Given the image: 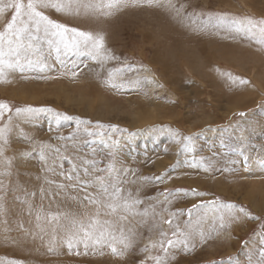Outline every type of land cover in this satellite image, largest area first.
<instances>
[{
    "label": "rangeland",
    "instance_id": "obj_1",
    "mask_svg": "<svg viewBox=\"0 0 264 264\" xmlns=\"http://www.w3.org/2000/svg\"><path fill=\"white\" fill-rule=\"evenodd\" d=\"M174 3L184 6L179 15L147 5L110 16L86 14L83 8L80 15L45 10L56 22L102 35L104 52L114 59L62 55V65L44 44L50 68L11 71L0 83V102L12 109L0 121L4 127L12 117L7 143L0 141V173H9L0 175L6 208L0 214V264H155L149 257L164 252L142 249L160 240L161 230L168 233L165 239L180 238L172 233L177 225L187 231L189 223L197 229L191 241L195 247L168 249L167 264H248L250 255L256 259L264 246V45L205 28L200 20L208 13L261 20L264 0ZM12 14L6 9L0 30ZM190 16L200 19L194 23ZM137 79L142 83L134 85ZM29 107L44 111L16 115V109ZM167 128L179 137L157 131ZM92 163L105 171H95ZM109 165L114 171H107ZM96 176L109 183L118 178L125 192L139 193L144 201L140 211L154 208L156 213L129 217L124 226L135 228L136 238L123 257L107 247L85 250L78 241L70 251L63 227L53 230L50 223L59 214L61 226L72 217L88 225L97 206L84 197L98 189L81 182ZM193 190L205 195H184ZM162 193L172 194L170 203ZM217 200L244 207L256 218L236 213L238 220L220 228L219 214L200 207ZM167 219L171 226L162 222Z\"/></svg>",
    "mask_w": 264,
    "mask_h": 264
},
{
    "label": "snow or ice",
    "instance_id": "obj_2",
    "mask_svg": "<svg viewBox=\"0 0 264 264\" xmlns=\"http://www.w3.org/2000/svg\"><path fill=\"white\" fill-rule=\"evenodd\" d=\"M163 6L171 10H174L179 15L184 6L177 8L174 0H99L94 3L92 0L84 2V0H8L5 4L4 0H0V19L5 15L6 9L11 10L13 13L10 20L6 22L4 30H0V83L6 82V76L8 72L20 71H40L44 72L50 65L45 58L43 45L47 44L49 54L52 51L56 53V59L63 65L64 61L61 56H75L79 59L81 56H88L93 61H103L114 59L111 55H106L104 52V37L102 35H94L91 32L80 31L77 28L69 27L65 24L56 22L51 19L49 15L45 13V10H53L56 13L61 14H76L80 15V9L83 8L85 13H101L105 16L113 15L115 12L120 11L123 8L132 6ZM195 23L200 17H189ZM200 23L205 28L223 29L228 32L244 35L250 39H254L256 43L264 45V19L257 20L252 17H235L228 14L221 13H208L207 19L200 20ZM76 66L75 64L73 65ZM135 71V69H130ZM123 71V70H121ZM73 76L77 73L73 72ZM111 75V73H110ZM146 83H154V81L145 78ZM241 84H247L248 81L240 80ZM142 81L137 79L133 82L134 85L141 84ZM113 87L117 85L113 84ZM162 87V85H161ZM12 109L7 103L0 102V121H3L5 112H11ZM38 111H44V109L24 108L16 109V115L21 113L25 116L34 115ZM59 115V114H58ZM240 116L246 114L241 112ZM63 119H70V117L64 116ZM12 117H8V122L4 127H0V141L7 143V135L11 131ZM84 123H90L85 121ZM98 127H105V125H97ZM157 131H167L174 137H179V133L174 130L158 129ZM191 144V137L186 138ZM59 152V149H56ZM43 155V153H41ZM3 156V147L0 146V157ZM91 163V162H88ZM92 167L95 171H105V169L96 168L95 163H92ZM107 171H114V165H109ZM9 173H0V175H7ZM87 175V170H85ZM72 179V177H68ZM79 180V177H76ZM160 179V178H156ZM84 188L95 187L98 189L97 194L91 193L84 197V200L89 204L96 205L95 214L89 217L88 225H85L82 219L72 217L69 219L66 225L61 226L59 224V214H53L50 219V223H53V230L56 227H63L66 238L67 247L71 251L74 242L78 241L83 244L85 250L89 246L94 248L110 249L111 254L117 257H123L127 252L134 247L136 230L135 228H125V224L129 221V217L144 216L147 217L150 214L155 216L154 208L151 213L148 209L143 211L139 210V206L144 203L139 198V193H133L130 189L125 192V189L121 186L122 181L118 178L114 183H109L103 176H96L92 181L81 182ZM81 185H77L80 187ZM60 188H64V185H59ZM0 191H3V182L0 181ZM165 196V202L170 203L169 197L171 193H162ZM184 195L201 196L205 193L193 190L191 193L185 192ZM74 199V198H73ZM200 207L209 208L214 213H218L219 227H230L231 223L238 220L240 217L236 213H240L245 217L255 219L252 217L249 211L244 207H239L235 204H222L218 200L211 201L208 205H202ZM103 209V213H101ZM227 210L223 212L221 210ZM6 211L4 197L0 195V214ZM183 213H171V215H182ZM87 215V214H85ZM101 215L111 216L114 219L101 220ZM189 217L192 216V210L188 211ZM163 223L172 225V220H162ZM188 230L181 232L177 225L176 231L172 233L173 236L180 238L176 240L165 239L168 233L161 230V239L155 242H150L145 246L142 251L148 252L150 248L159 247L164 256L149 257L155 261V264H167L168 249L175 248L183 245L185 249L192 248L195 245L191 244L194 235L197 232L195 226L191 223L187 226ZM199 235L203 242L204 233L199 231ZM261 244L264 245V237L261 238ZM79 255L77 251L75 253ZM87 254V251H85ZM143 264V262H142ZM228 264H239V261L230 260ZM248 264H264V246L258 250V254L255 260L250 255L248 257Z\"/></svg>",
    "mask_w": 264,
    "mask_h": 264
},
{
    "label": "bare ground",
    "instance_id": "obj_3",
    "mask_svg": "<svg viewBox=\"0 0 264 264\" xmlns=\"http://www.w3.org/2000/svg\"><path fill=\"white\" fill-rule=\"evenodd\" d=\"M13 230V229H12Z\"/></svg>",
    "mask_w": 264,
    "mask_h": 264
}]
</instances>
